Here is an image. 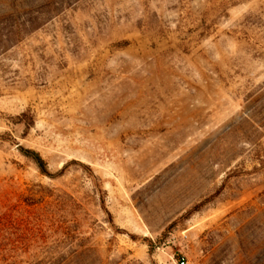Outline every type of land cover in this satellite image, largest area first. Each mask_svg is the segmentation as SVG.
Listing matches in <instances>:
<instances>
[{
    "label": "rangeland",
    "instance_id": "rangeland-1",
    "mask_svg": "<svg viewBox=\"0 0 264 264\" xmlns=\"http://www.w3.org/2000/svg\"><path fill=\"white\" fill-rule=\"evenodd\" d=\"M181 259L264 264V0H0V264Z\"/></svg>",
    "mask_w": 264,
    "mask_h": 264
},
{
    "label": "built area",
    "instance_id": "built-area-1",
    "mask_svg": "<svg viewBox=\"0 0 264 264\" xmlns=\"http://www.w3.org/2000/svg\"><path fill=\"white\" fill-rule=\"evenodd\" d=\"M179 264H189V262L186 261L185 259H181V260L179 261Z\"/></svg>",
    "mask_w": 264,
    "mask_h": 264
},
{
    "label": "trees",
    "instance_id": "trees-1",
    "mask_svg": "<svg viewBox=\"0 0 264 264\" xmlns=\"http://www.w3.org/2000/svg\"><path fill=\"white\" fill-rule=\"evenodd\" d=\"M41 165H43V162H42V164ZM40 168H42V166H39Z\"/></svg>",
    "mask_w": 264,
    "mask_h": 264
}]
</instances>
